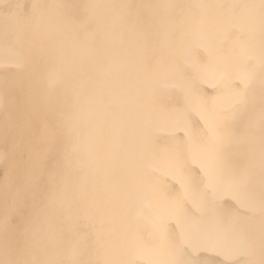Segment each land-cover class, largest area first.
<instances>
[{"label": "bare ground", "instance_id": "bare-ground-1", "mask_svg": "<svg viewBox=\"0 0 264 264\" xmlns=\"http://www.w3.org/2000/svg\"><path fill=\"white\" fill-rule=\"evenodd\" d=\"M185 260L264 264V0H0V264Z\"/></svg>", "mask_w": 264, "mask_h": 264}, {"label": "snow or ice", "instance_id": "snow-or-ice-1", "mask_svg": "<svg viewBox=\"0 0 264 264\" xmlns=\"http://www.w3.org/2000/svg\"><path fill=\"white\" fill-rule=\"evenodd\" d=\"M210 189L215 192L217 189L215 186H211ZM223 190L231 191L233 193H238L240 190L239 180H234L233 182L223 185ZM181 264H192L191 261H182Z\"/></svg>", "mask_w": 264, "mask_h": 264}]
</instances>
